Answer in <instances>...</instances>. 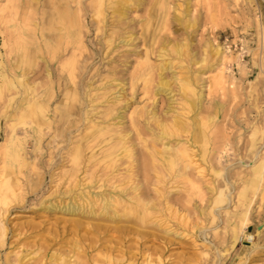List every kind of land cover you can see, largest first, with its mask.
Returning <instances> with one entry per match:
<instances>
[{"label": "rangeland", "instance_id": "obj_1", "mask_svg": "<svg viewBox=\"0 0 264 264\" xmlns=\"http://www.w3.org/2000/svg\"><path fill=\"white\" fill-rule=\"evenodd\" d=\"M263 158L264 0H0V264H264Z\"/></svg>", "mask_w": 264, "mask_h": 264}, {"label": "bare ground", "instance_id": "obj_2", "mask_svg": "<svg viewBox=\"0 0 264 264\" xmlns=\"http://www.w3.org/2000/svg\"><path fill=\"white\" fill-rule=\"evenodd\" d=\"M21 62V61H20ZM22 75V74H21ZM19 78V77H18ZM27 79V78H26ZM24 83V82H23ZM158 120V119H157ZM23 124V123H22ZM92 124V123H91ZM29 125V124H28ZM95 125V124H94ZM164 126V125H163ZM136 129V128H135ZM138 131V130H137ZM163 131V130H162ZM88 134V133H87ZM115 134V133H114ZM154 134V133H153ZM161 134V133H160ZM95 136V135H94ZM97 136V135H96ZM169 136V135H168ZM116 137V136H115ZM118 137V136H117ZM96 138V137H95ZM140 140V139H139ZM95 141H96V139H95ZM92 142V141H91ZM143 142V141H142ZM156 143H157V141H155ZM164 142V141H163ZM90 143V142H89ZM92 143H95V142H92ZM97 143V142H96ZM95 143V144H96ZM141 143V142H140ZM155 143V144H156ZM94 144V145H95ZM142 144V143H141ZM164 145V144H163ZM162 145V146H163ZM126 147V146H125ZM168 147V146H167ZM170 147V146H169ZM119 150H121L120 148H119ZM161 150V149H160ZM126 151V150H125ZM122 153V152H121ZM101 154V153H100ZM127 154V153H126ZM128 154H131V151L130 150H128ZM120 155V154H119ZM174 156V155H173ZM107 158V157H106ZM88 162H89V160H88ZM263 162H264V158H263ZM127 163V162H126ZM143 166H151V161H149V160H144V162H143ZM106 168V167H105ZM101 170V169H100ZM105 170V169H104ZM132 172V171H131ZM130 172V173H131ZM127 173V172H126ZM129 173V172H128ZM110 179V178H109ZM111 181V180H110ZM138 181V180H137ZM113 183H114V181H113ZM134 183V182H133ZM260 183V182H259ZM135 184V183H134ZM133 184V185H134ZM116 187V186H115ZM127 188H125V190H126ZM123 190V189H122ZM126 191H128V189L126 190ZM202 191V190H201ZM125 192V191H124ZM132 192V191H131ZM130 192V193H131ZM202 193H204L203 191H202ZM129 194V193H128ZM127 195V194H126ZM140 195V194H139ZM204 195H205V193H204ZM117 196V195H116ZM122 196H124V195H122ZM137 196V195H136ZM115 197V196H114ZM134 197V196H133ZM139 198V197H138ZM115 199H116V197H115ZM134 199V198H133ZM116 200H119V199H116ZM115 200V201H116ZM124 200V199H123ZM120 201V200H119ZM118 201V202H119ZM108 202V201H107ZM110 202V201H109ZM117 202V201H116ZM115 202V203H116ZM117 202V203H118ZM105 203H106V201H105ZM122 203V202H121ZM73 205V204H72ZM74 205H76V204H74ZM120 205V204H119ZM76 207H77V205H76ZM136 207V206H135ZM149 207V206H148ZM67 208H69V207H67ZM78 208V207H77ZM108 208V207H107ZM124 208H125V206H124ZM70 209V208H69ZM72 210V209H71ZM78 210V209H77ZM84 210H85V208H84ZM88 210V209H87ZM102 210V209H101ZM100 210V211H101ZM122 210V209H121ZM67 211V210H66ZM119 211V210H118ZM124 211V210H123ZM151 211V210H150ZM76 212V211H75ZM74 213V212H73ZM83 213V212H82ZM91 213V212H90ZM97 213V212H96ZM102 213V212H101ZM101 213H99L100 215H101ZM98 214V213H97ZM113 214V213H112ZM142 215V214H141ZM121 216V215H120ZM88 218V217H87ZM89 221V220H88ZM87 221V222H88ZM95 221V220H94ZM98 222V221H97ZM246 223V222H245ZM110 224H112V223H110ZM124 224V223H123ZM88 226H87V234L89 233V234H94V235H96L97 237H100V234L101 233H103V232H105V231H107V226L106 225H104V224H90V223H88L87 224ZM75 226H79V223L78 222H76V224H75ZM79 228V227H78ZM81 230H82V228H81ZM111 232V231H110ZM115 233V232H114ZM93 235V236H94ZM246 236H247V238H249V239H251L252 237H251V234L250 233H246ZM92 237V236H91ZM240 237V236H239ZM108 238V237H107ZM103 246V245H102ZM112 246V245H111ZM86 247V246H85ZM85 254V253H84ZM82 257V256H81Z\"/></svg>", "mask_w": 264, "mask_h": 264}]
</instances>
